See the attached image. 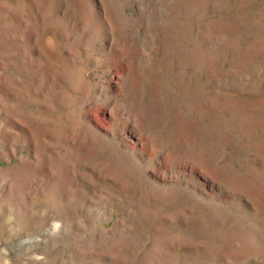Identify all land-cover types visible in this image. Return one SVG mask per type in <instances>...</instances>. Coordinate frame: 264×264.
<instances>
[{"label": "rangeland", "instance_id": "rangeland-1", "mask_svg": "<svg viewBox=\"0 0 264 264\" xmlns=\"http://www.w3.org/2000/svg\"><path fill=\"white\" fill-rule=\"evenodd\" d=\"M0 264H264V0H0Z\"/></svg>", "mask_w": 264, "mask_h": 264}]
</instances>
